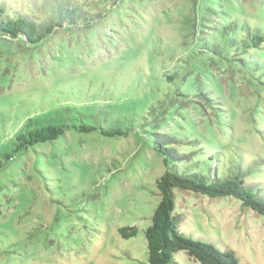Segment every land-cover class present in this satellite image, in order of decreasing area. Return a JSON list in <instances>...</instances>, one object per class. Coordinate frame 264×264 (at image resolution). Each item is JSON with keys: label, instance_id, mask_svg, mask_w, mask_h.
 <instances>
[{"label": "rangeland", "instance_id": "obj_1", "mask_svg": "<svg viewBox=\"0 0 264 264\" xmlns=\"http://www.w3.org/2000/svg\"><path fill=\"white\" fill-rule=\"evenodd\" d=\"M1 4L40 26L70 13L35 46L0 33V264H148L145 231L165 171L159 143L192 154L188 171L199 161L218 172L240 165L247 183L264 184V78L220 42L234 17L264 30V0ZM28 121L70 128L14 153ZM82 123L122 135L72 127ZM175 203L184 235L264 264V217L228 197L176 191ZM174 264L200 263L180 251Z\"/></svg>", "mask_w": 264, "mask_h": 264}, {"label": "trees", "instance_id": "obj_2", "mask_svg": "<svg viewBox=\"0 0 264 264\" xmlns=\"http://www.w3.org/2000/svg\"><path fill=\"white\" fill-rule=\"evenodd\" d=\"M64 11L70 13V10L61 8L56 20L40 26L23 15L11 17L6 5L1 4L0 33L12 39L21 38L30 46L38 45L52 35L56 28L62 27L66 19ZM71 13L73 14L72 11ZM234 18L233 22L223 27L220 42L236 50L232 55L235 57L233 60L237 61L253 79L258 76L264 78L263 29H251L247 22H239L237 17ZM213 47L215 53L220 56L219 45L214 43ZM254 52L260 54L258 60L251 58ZM72 127L86 134L99 131L106 137L122 135L120 131L103 128L98 123L93 125L82 123ZM26 128L24 133L15 136L14 153L27 150L34 144L57 140L70 126L64 123L40 124L28 121ZM169 141L172 144L182 142L181 139H169ZM156 148L164 156L165 171L156 182L160 202L153 213L151 225L145 231L148 264H174V256L180 251L187 253L200 264H241L232 251L187 237L179 230L180 216L175 209L176 191L190 192L211 199L234 198L256 215L264 217V184L252 181L247 183L248 174L240 165L232 167L228 172H218L216 168L212 169L210 164L206 167L204 161H199L195 164L197 167L203 164L201 169L188 171L185 166L183 168L181 166L192 154L178 153L161 143L157 144ZM5 158L8 160L12 157L7 154ZM118 233L122 238L129 239L136 236V229L120 228Z\"/></svg>", "mask_w": 264, "mask_h": 264}]
</instances>
